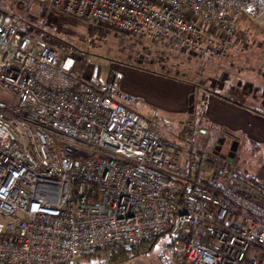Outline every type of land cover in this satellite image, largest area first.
<instances>
[{
	"label": "built area",
	"instance_id": "obj_1",
	"mask_svg": "<svg viewBox=\"0 0 264 264\" xmlns=\"http://www.w3.org/2000/svg\"><path fill=\"white\" fill-rule=\"evenodd\" d=\"M33 1L215 59L241 20L264 27V0ZM87 78L0 8V264H69L165 229L172 264H264V202L238 165L185 151Z\"/></svg>",
	"mask_w": 264,
	"mask_h": 264
},
{
	"label": "rangeland",
	"instance_id": "obj_2",
	"mask_svg": "<svg viewBox=\"0 0 264 264\" xmlns=\"http://www.w3.org/2000/svg\"><path fill=\"white\" fill-rule=\"evenodd\" d=\"M0 8L13 14L20 31L36 42L48 44L60 56L73 55L84 76L97 78L96 82L104 85L109 84L110 73H116L117 80L110 84L114 96L144 117L152 130L163 132L171 142L190 153L191 149L197 154L217 150L219 158L264 181V113L260 117L252 113L246 125L213 103L215 88L229 83L239 95H254L252 98L258 99L257 108L264 111V85L256 79L264 75L263 25L244 19L228 54L222 60H214L175 49L167 41L145 39L93 21L63 17L33 0H0ZM153 72L159 74L155 79ZM179 86L186 94H173ZM194 88L198 99L193 102ZM203 101V105L207 104L206 111L200 109ZM223 104L226 108L227 103ZM227 129L232 136L227 137ZM235 143L232 151L230 147ZM168 239L162 237L150 247L139 248L121 261L109 264H164L171 260L172 246L167 244Z\"/></svg>",
	"mask_w": 264,
	"mask_h": 264
},
{
	"label": "trees",
	"instance_id": "obj_3",
	"mask_svg": "<svg viewBox=\"0 0 264 264\" xmlns=\"http://www.w3.org/2000/svg\"><path fill=\"white\" fill-rule=\"evenodd\" d=\"M117 80L116 73L111 72L109 75V86L107 89V94L114 98V93L112 91V87L110 84H114V82ZM97 78L93 80L92 78L86 79V85L92 88H100L102 87V83L96 82ZM129 108V107H128ZM131 109V108H130ZM227 134H231L229 131L226 132ZM190 152V151H189ZM192 154L194 153V150L191 149ZM235 177L242 182H245L246 185H248L250 188H254L258 191L260 197L262 198L264 202V181H260L254 175H251L247 173V171L244 168H239L238 171H236ZM168 236L167 244L172 246V250L170 252L171 260L165 261L164 264L171 263L173 260L178 258L179 251L177 250V237H175L173 234H171L169 229H165L164 231L157 234L155 237L145 240L142 244H140L137 247L132 248H112L108 252L106 256H101L99 253H95L92 255H86L82 258H79L77 260H74L70 262L69 264H109L113 262L121 261L123 258L127 257L128 255L135 252V250H138L139 248H148L150 247L154 242L159 240L162 237ZM167 262V263H166Z\"/></svg>",
	"mask_w": 264,
	"mask_h": 264
},
{
	"label": "crops",
	"instance_id": "obj_4",
	"mask_svg": "<svg viewBox=\"0 0 264 264\" xmlns=\"http://www.w3.org/2000/svg\"><path fill=\"white\" fill-rule=\"evenodd\" d=\"M243 20H241L240 23H242ZM175 49H178V48H175ZM179 50L183 51L182 49H179ZM201 58H204V59L212 58L214 60H222V59H215L213 57H201ZM152 75L154 76L153 79H155V78H157V76H159V74L156 72H153ZM224 75L226 76L225 73H224ZM261 76L262 77H259L256 79L260 80L259 83H262L264 85V75H261ZM233 82L235 83V81H233ZM228 84L229 83H226V84H224L218 88H215L216 91H214L215 94H213V97L216 98L213 100L214 101L213 103L215 106H217L220 109H223L225 114H230V113H231V115L233 114L234 119H237V120H239V122L245 123L246 125L250 122L249 120L251 119V116L253 117L252 113L255 115H259V117H260V115H262V113H264L263 109L257 108L258 106L256 104H257L258 99L257 98L253 99L252 97L254 95H252V97H246L243 95H239L238 93L233 91L231 85L230 84L228 85ZM186 92L187 91L185 89H183V87L179 86V89H174L173 94L174 95H181V93L186 94ZM218 92H219V94H217ZM211 93H213V92H211ZM191 98H192L193 102L198 99V95L195 92V88L192 92ZM113 99H115L116 101L119 102V98L114 97ZM210 101H211V98H210ZM223 102L227 103L226 108H224ZM204 103L205 102L203 101L202 104L200 105V109L202 107V109L204 111H206L207 104L203 105ZM195 107H196V105H195ZM196 108H199V107H196ZM213 108L214 107L212 106V109ZM256 109H258L259 111ZM255 117H257V116H255ZM228 129L226 132H228ZM229 130L231 132H233L231 129H229Z\"/></svg>",
	"mask_w": 264,
	"mask_h": 264
},
{
	"label": "water",
	"instance_id": "obj_5",
	"mask_svg": "<svg viewBox=\"0 0 264 264\" xmlns=\"http://www.w3.org/2000/svg\"><path fill=\"white\" fill-rule=\"evenodd\" d=\"M222 140H223V139H222ZM230 148L232 149V151L235 150V148H236V143H235L233 146H231ZM213 153L217 155L219 152H218L217 150H213Z\"/></svg>",
	"mask_w": 264,
	"mask_h": 264
},
{
	"label": "flooded vegetation",
	"instance_id": "obj_6",
	"mask_svg": "<svg viewBox=\"0 0 264 264\" xmlns=\"http://www.w3.org/2000/svg\"><path fill=\"white\" fill-rule=\"evenodd\" d=\"M229 136H232V134H228V135H227V137H229ZM227 137H226V139H227ZM233 137H234V136H233Z\"/></svg>",
	"mask_w": 264,
	"mask_h": 264
}]
</instances>
